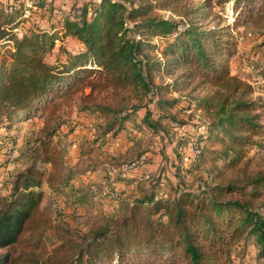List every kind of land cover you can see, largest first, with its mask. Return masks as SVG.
Returning <instances> with one entry per match:
<instances>
[{
	"label": "trees",
	"instance_id": "trees-1",
	"mask_svg": "<svg viewBox=\"0 0 264 264\" xmlns=\"http://www.w3.org/2000/svg\"><path fill=\"white\" fill-rule=\"evenodd\" d=\"M227 4L237 16L233 26L222 27L223 18L213 10ZM35 5L44 7V0ZM59 9L49 5L51 12ZM61 12L62 18L49 28L18 37L16 30L26 21L22 8L13 13L0 8V129L9 130L39 113H54L59 101L86 89L85 98L110 91L120 102L152 95L155 114L145 106L142 123L153 132L167 120L183 135L175 142L181 148L190 133L186 122L167 113L180 105L168 96L208 87L198 108L213 117L203 125L206 141L216 130L228 139L220 155L225 168L243 161L246 147H262L254 139L264 138V103L251 99L255 89L231 75L228 63L235 48L230 29L261 21L264 0H87L75 15ZM160 12L169 13L168 18ZM60 34L80 42L84 50L53 65L45 55ZM156 77L171 82L155 86ZM83 110L112 115L103 134L114 131L113 138L129 119L118 118L124 107L97 104ZM140 110L133 106L130 112ZM54 135L48 132L37 140L31 165L14 177L7 197L0 198V250H7L0 264H234L232 246L244 236L254 237L256 264H264V174L244 187L208 185L195 193L177 190L173 197H165L162 182L155 178L150 191L134 199L125 215L95 231L73 254L60 245L40 262L37 253L46 251L44 233L50 225L41 205L43 187L52 186V176L45 179L37 165L49 167L48 173L58 169L61 155ZM4 141L0 135V147ZM204 154L202 150L201 158ZM235 194L248 200L227 198ZM258 200L263 201L261 210L255 211L252 203Z\"/></svg>",
	"mask_w": 264,
	"mask_h": 264
},
{
	"label": "rangeland",
	"instance_id": "rangeland-1",
	"mask_svg": "<svg viewBox=\"0 0 264 264\" xmlns=\"http://www.w3.org/2000/svg\"><path fill=\"white\" fill-rule=\"evenodd\" d=\"M38 1L10 0L13 4L11 13L21 7L26 18L16 30L18 37L37 28H49L51 22H58L62 18V10L75 15L87 0H44L42 8L36 7ZM192 1L197 3L202 0ZM51 3L55 8H60V11L51 12ZM213 12L223 18L222 27L233 26L237 13H233L231 4L215 6ZM160 14L165 18L169 16L165 12ZM230 33L232 41L235 42L234 53L228 63L230 73L255 89L252 100L264 103V76L261 75L264 69V18L261 21L242 22L235 28L232 27ZM57 38L45 55V61L53 65L66 62L71 54L81 51L77 41L70 42L61 34ZM52 49H56L55 56L50 54ZM170 82L166 77H156L154 85ZM209 91L208 87L198 91L188 89L168 96L170 99H178L180 105L167 113L176 121L186 122L184 126L190 133L185 135L187 143L181 148H176L175 142L183 135L176 128H172L167 120L161 121L153 132L142 123L145 106L153 109L155 114L156 99L152 95L140 100L120 102L110 91L96 92L92 97L85 98L84 95L89 93L86 89L59 101L54 113H39L30 120L16 122L9 130L0 129L1 137L5 139L0 147V198L7 197L14 177L31 165V148L35 147L37 140L48 132L55 133L53 142L61 155L58 169L48 173L49 167L37 165L40 170L45 171V179L52 176L53 186L44 183L43 187L44 198L41 205L47 210L50 225L44 233L46 251L37 253L40 262L51 258V250L60 245L70 248V254H73L76 247L90 238L95 231L125 215L129 204L134 200L133 197L149 192L155 178L163 183L165 197H173L177 190L184 189L195 193L208 185L233 184L244 187L252 178L264 174V138L254 139L262 147H246L243 161L229 169L224 166L225 158L220 156L224 146L228 144L226 135L216 130L206 141L207 134L203 125L213 122V117L211 112L199 109L198 104ZM97 104L117 110L124 107L125 113L121 112L118 118L128 116L129 119L125 129L114 138V131L103 134L112 120V115L83 110L86 106ZM189 105L193 109L185 108ZM133 106H139L142 110L131 113ZM261 116V124H264V111ZM198 137L202 141H198ZM191 142L198 143L205 150L203 158L195 166L191 165L193 155L188 146ZM9 144L14 153L11 164L7 160ZM140 157H143L141 165L129 176L124 177L120 172L117 176V170L122 165ZM191 168L194 170L190 171ZM112 170L116 171V175H112ZM112 182L115 185L112 186ZM120 182L129 186L126 193L118 187ZM112 188L121 192L118 200L109 198L113 193ZM250 190L251 187L247 186L246 191ZM227 198L248 200L247 197L239 198L236 194ZM262 202H253L252 209L260 211ZM258 249L254 237H241L232 246L233 263L256 264ZM6 252V249H1L0 255Z\"/></svg>",
	"mask_w": 264,
	"mask_h": 264
},
{
	"label": "built area",
	"instance_id": "built-area-1",
	"mask_svg": "<svg viewBox=\"0 0 264 264\" xmlns=\"http://www.w3.org/2000/svg\"><path fill=\"white\" fill-rule=\"evenodd\" d=\"M0 8H3L5 12L8 11L7 13H11L13 9V4L10 2V0H0ZM50 54L51 56H55L56 49H52ZM188 146L193 155V160L191 162V165L195 166L198 163V160L201 158L202 148L200 147V145H198V143L196 144L194 142H191ZM7 152L9 153L7 160H8V163L11 164L14 158V153L12 151L11 144L8 145ZM142 161H143V157H140L139 159H136L135 161L129 164L122 165L121 168L117 170V176L119 172L122 173V176L124 177L129 176L133 170H136L141 165ZM112 171H113L112 175H116V171L114 170ZM111 185L113 186L115 185V183L112 182ZM160 185L162 186V183H160ZM112 190H113V193L109 195V198L113 200H118L120 198L121 192H118L117 189L115 190L113 188Z\"/></svg>",
	"mask_w": 264,
	"mask_h": 264
},
{
	"label": "crops",
	"instance_id": "crops-1",
	"mask_svg": "<svg viewBox=\"0 0 264 264\" xmlns=\"http://www.w3.org/2000/svg\"><path fill=\"white\" fill-rule=\"evenodd\" d=\"M67 40L70 41V42H72V41H76L75 39H71V38H68ZM77 42H78V41H77ZM78 43L80 44V47H81L80 50H83V49H84V46H83L80 42H78ZM118 187H119V188H122V189L124 190L125 193L129 190V186H126V184H125L124 182H120V183H118ZM139 197H140V196L137 195V196H134L133 199H136V198H139ZM129 206H130V204H129Z\"/></svg>",
	"mask_w": 264,
	"mask_h": 264
}]
</instances>
